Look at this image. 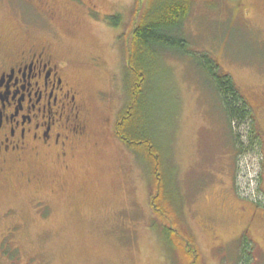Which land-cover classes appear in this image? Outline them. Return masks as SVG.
I'll use <instances>...</instances> for the list:
<instances>
[{
	"label": "rangeland",
	"instance_id": "obj_1",
	"mask_svg": "<svg viewBox=\"0 0 264 264\" xmlns=\"http://www.w3.org/2000/svg\"><path fill=\"white\" fill-rule=\"evenodd\" d=\"M147 2L97 0L101 12L116 16L70 28L62 20L48 33L24 30L0 2V40L50 44L68 61L66 77L80 89L89 119V139L67 166L40 159L8 179L0 194V264H186L154 226L148 173L115 129L133 27ZM175 31L184 41L159 50L153 78L151 118L182 202L177 216L163 219L179 244L193 237L198 264H236L243 239L245 264H264V0H192ZM203 58L230 75L259 139L249 120L229 127Z\"/></svg>",
	"mask_w": 264,
	"mask_h": 264
},
{
	"label": "flooded vegetation",
	"instance_id": "obj_2",
	"mask_svg": "<svg viewBox=\"0 0 264 264\" xmlns=\"http://www.w3.org/2000/svg\"><path fill=\"white\" fill-rule=\"evenodd\" d=\"M0 2L30 32L54 31L62 20L70 28L116 16L101 12L97 0ZM67 65L48 43L12 47L0 40V194L19 165L41 159L67 166L68 157L89 139L85 102L66 77Z\"/></svg>",
	"mask_w": 264,
	"mask_h": 264
},
{
	"label": "trees",
	"instance_id": "obj_3",
	"mask_svg": "<svg viewBox=\"0 0 264 264\" xmlns=\"http://www.w3.org/2000/svg\"><path fill=\"white\" fill-rule=\"evenodd\" d=\"M191 1L148 0L130 44L125 66V102L118 112L115 129L116 134L134 152L148 173L150 204L154 214L159 217L158 221L153 218L154 226H162L167 240L177 252L180 251L182 258H186V264H198L200 256L193 237L187 234L184 243L179 244V233L177 234L164 220L166 217L177 216L181 211L182 202L176 171L172 163L168 162L169 156L164 155L166 150L169 154V150L159 142L151 118L155 107L152 104L155 91L153 78H156L159 72V65H154L155 56L159 50H176L175 47L184 41L175 30L188 14ZM174 38H178L177 41ZM151 47L156 50L158 48V51H151ZM147 59L151 60V65L146 64ZM197 60L219 96L229 127L233 128L234 121L249 120L250 135L256 140L259 139L254 127L255 116L230 75L220 71L212 58ZM248 245V240L243 239L240 246L243 251L239 254L236 264H245L244 248Z\"/></svg>",
	"mask_w": 264,
	"mask_h": 264
}]
</instances>
